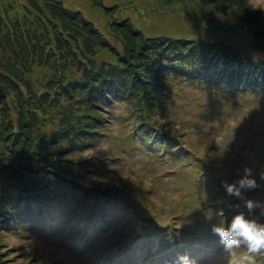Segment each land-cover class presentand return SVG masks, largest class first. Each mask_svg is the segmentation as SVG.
<instances>
[{
	"label": "trees",
	"instance_id": "obj_1",
	"mask_svg": "<svg viewBox=\"0 0 264 264\" xmlns=\"http://www.w3.org/2000/svg\"><path fill=\"white\" fill-rule=\"evenodd\" d=\"M9 1L12 2L3 0L4 6L0 8V103L1 109L4 110H0V144L8 143L10 154L22 155L21 152L26 151L32 163H37L36 166L42 165L35 168L30 162L16 163L15 172L30 174L41 169V172L49 174L52 181H58L60 184L54 189L57 195L50 193L48 197V193L42 190L36 192L33 199L22 200L10 210H5L4 206L8 205V202L3 200L4 194L0 193V264H14L10 252L4 251L8 247L6 239L10 238L12 232L26 228L31 230V235L41 236L43 233L38 231L42 230L54 234L57 228H52L59 227L62 223L67 226L66 234L62 238L57 237L52 244L61 241L64 245L69 243L82 251L86 250L83 255L85 263L82 264H174L176 257L181 253H187L193 259L199 255L208 258L216 254L222 243L211 229L212 225L220 223L221 216L225 215L217 209L228 208L226 217H232L229 214V202L222 200L225 206L218 205L219 202L215 199L218 195L229 194L224 185L215 187L212 184L213 179L216 184V180L221 178L218 175V167L213 162H207L208 156L205 154L190 157L189 152L192 149L179 146L173 150L170 141L175 137L179 139L185 132L181 129L177 133L169 132L170 129L165 128L167 124L156 116L175 104L174 96L170 98L167 94L172 91V85L175 83H182L180 89L183 92L188 90V95L194 98H201L204 94L210 96L215 91L219 96L230 91H241L242 95L252 93L259 99L256 103L264 104V14L255 11L248 0L189 1L191 7L193 4L200 6V12L223 11L226 13L224 17L232 13L238 17V23L244 30L255 31L257 37H254V42L248 44L252 50H246L248 46H236L232 51L226 47L219 49V46L211 43L213 40L207 38L206 34H203V46H199L196 40L188 38L174 40L170 36L154 37L155 34L145 33L142 28H134L127 22H114L111 26L113 33L105 34L91 26L94 17L66 7L60 0H15L13 4ZM91 1L96 7L100 4L99 0ZM128 5L135 9L134 3ZM17 7L19 11L16 10ZM203 8L205 10H202ZM176 9L180 11L179 8ZM184 13L189 14V17L194 14L190 8H186ZM195 13L196 17L198 13ZM197 18L201 19L200 16ZM183 21L184 19L180 20L179 27L183 31L188 30L185 29ZM22 25L31 32L24 34L26 38L20 39L23 35ZM192 25V31L197 33L203 29L209 30L201 24ZM34 30H38L40 34ZM31 42L33 44L29 46ZM154 43L157 52H150ZM128 74L133 85L136 82L144 84L143 91L153 96L146 97L141 107L135 108L133 113L137 115L134 119H129L131 128L123 138L129 139L133 149H145V145L154 143L155 152L169 151L176 155H187V164L180 161V169L194 168L193 178L195 173L199 172L196 175L198 182L207 183L208 199L212 202L214 200L211 210L208 201L200 199L203 195L199 193L201 210L197 209L200 216L197 219V229L202 230L203 236L191 234L189 229L196 226L192 227L186 222L181 224L184 225L182 229H174L170 224L174 216L160 222L145 216L144 212H137L136 209L134 212L127 206L128 212L124 213V220L118 226L119 234L103 239L101 244L96 245L93 230L105 228L112 220H100L96 211L110 203L112 208L115 200L125 201L127 205L132 203L133 192L130 191L126 195L127 188L108 190L100 185L85 187L78 183L80 178L86 176V172L89 173L88 166L93 165V161L78 159L76 156H82L84 150L94 144V139L100 137V131L106 127V118L103 119L101 114H93L92 109L85 112L87 108H76L74 105L93 101L94 107H102V104H106V99L110 101L111 92L115 90L110 88L102 97L92 93V86L105 79L114 86L121 82L127 87ZM52 90H56L55 94ZM155 90L161 94H154ZM86 98L91 100L84 101ZM54 99L64 107L71 105L74 113L67 114L66 109H63L65 113L57 112L62 117L56 118L51 125L54 127L48 130L47 123L52 112L47 105L48 102L53 103ZM256 103L253 109L257 108ZM170 104V107H166ZM38 108L49 111L42 114ZM84 114V121H91H83L80 127L78 124L83 131H78L75 129L78 127L74 126L72 131L62 130L68 123H80ZM34 118L39 124L34 125ZM21 123L24 124L22 127ZM38 133L40 134L35 136ZM44 136L46 140L51 137V147L65 146L62 151L64 157L56 155L57 159H53L35 152L32 144L35 141L37 144ZM38 151L43 152L42 149ZM100 160L98 162L101 167V163L105 161ZM232 169L233 166L228 171L227 178L232 175ZM228 180L229 178L227 182ZM193 182L196 186L195 180ZM66 185L76 187L80 194L77 199L80 202L69 204L65 202L69 196H59L62 194L60 188L68 189ZM92 195L93 202L88 208L85 203L89 202ZM237 211H240V208L235 206V212ZM178 214L182 216L184 211ZM93 215H96L94 220ZM212 242L216 245L215 249L210 247ZM229 261L228 257L221 260L216 258L213 264H229ZM260 261H264V257H257L256 263ZM47 263L52 264L50 261ZM18 264L32 262L25 260Z\"/></svg>",
	"mask_w": 264,
	"mask_h": 264
},
{
	"label": "rangeland",
	"instance_id": "obj_2",
	"mask_svg": "<svg viewBox=\"0 0 264 264\" xmlns=\"http://www.w3.org/2000/svg\"><path fill=\"white\" fill-rule=\"evenodd\" d=\"M60 1L68 8L79 10L84 15L88 13L94 17L91 26H94L105 34L113 33L111 26L114 22H127L134 28H142L145 33L155 34L154 37L170 36L174 40L188 38L196 40L199 46H203L205 40L203 34H206L207 38L213 40L211 43L219 46V49L226 47L232 51L235 50L236 46L240 48L248 46V44L254 42V37H257L254 30H251V32H249L250 30H244V27L238 23V17L232 13H229L228 17H224L226 13H223V11L216 12L212 10L214 13L211 11L200 12L198 10H201V7L194 4L191 7L190 0H99L100 4H97V7L94 6L96 4H93L91 0ZM95 1L98 2V0ZM13 3H15V0L10 2V4ZM128 3H134L136 5L135 9L130 7ZM248 3H250L249 5L255 11H260L264 14V0H248ZM3 6V0H0V8L2 9ZM176 8H179L180 11ZM186 8H190L194 14L197 12L196 17L194 14L189 17V14L184 13ZM16 10L19 11V7ZM202 10H205V8ZM198 16L201 19H198ZM182 19H184L185 29L188 30L183 31L179 27L180 20ZM192 24H201L209 30L203 29L199 33L194 32L191 29ZM24 26L27 27L26 24ZM24 26L22 27L23 35L20 39L25 37L24 34L31 32H28V29ZM76 30L79 31V29ZM34 31L40 34L38 30ZM198 34L201 36H198ZM32 44L33 42L29 46ZM155 47L156 44L154 43L150 52H157ZM249 48L250 50L253 49L248 46L246 50H249ZM128 77L129 84L127 87H124L121 82L114 86L105 79L97 85L92 86V93L99 94L102 97L106 92L110 91V88L115 90V92H111L110 101L106 99V104H102V107H94L92 105L93 101L88 103L86 100H91L90 98H86L84 100L86 103H83V105H74L76 108H81L82 106L87 108L85 112L92 109L91 112L93 114H101L103 119L106 118V127L100 131L102 136H97L93 141L94 144L84 150L82 156H76L78 159H90L93 161V165H97H89V173L86 172V176L80 178L78 183L85 187L100 185L102 188L108 190L127 188L125 190L126 195L130 191L131 193L133 192L131 194L132 203L127 205L125 201L115 200L112 208H110V203L107 206L110 209L101 206L96 211L100 220L112 218L105 228H95L93 230L92 235L96 236V245L101 244L103 239L113 238L116 234H119L118 226L124 220V213L128 212L127 206L130 209L132 208V211L136 209L137 212H144L145 216L158 219L160 222H164L170 216H174L173 221L170 222L174 229H182L184 225L181 226V224L186 222L192 227L196 226L189 229L191 234L203 236L202 230L197 229V219L200 218L197 214V209L201 210L199 208V193L203 195L200 196V199L204 198L208 201L207 204H210L209 209L211 210L214 200L212 202L208 199L207 183L201 184L198 182L196 175L199 172L195 173V177L193 178L194 168L183 167L180 169L178 164L180 161H184L182 163L187 164L185 162L188 160L187 155H176V153L169 151L166 153H161V151L155 152L154 147L156 145L154 143L150 144V146L145 145V149H133L129 144V139L123 138L126 131H129L131 128L129 119H134L137 115V113H133L135 108H140L141 103L146 100V97H151L152 95H147L143 91V88H145L144 84L135 81L136 84L133 85V81L132 83L130 82V74H128ZM180 87H182V83L172 85V91L167 94L170 95V98L174 96L173 100H175V104L173 106L171 104L167 105L166 107H171H164L166 109L163 108L162 113L156 116L163 123L167 124L165 128H169V132L177 133L180 129L185 132L179 139L175 137L173 141H170L173 146L172 149L174 150L179 146L185 149H192L189 154L193 158L204 154L208 156L206 161L213 162L218 167V175L221 176L219 181L216 180V184L215 179H213L212 184L215 187H222L228 178V182L239 179L244 175L246 167L252 169V175L256 177L258 183L255 189L245 190L241 197L230 194L215 197L219 202L218 205L223 204L225 206L222 200L229 202L231 206L229 209L230 215L236 213L235 206L236 208L239 207L240 211H247L245 202L249 199L264 202V176H262L264 174V104L256 103L259 99L249 92L242 95L241 91L233 93L230 91V93L219 96L215 94V91L210 96L204 94L201 98H194L188 95V90L183 92ZM161 89L165 93L164 89ZM55 92L52 90V93L55 94ZM153 93L157 95L161 94L158 90H155ZM94 98H96L95 95ZM254 103L257 105L256 109H253ZM31 108L34 109L33 107ZM47 108L52 112L51 118L47 123L48 130L54 127L51 125L56 118L62 117L57 112H63V109H66L67 114L73 115L74 113L71 105L68 104L64 107L63 104L58 103V101L56 102V99H54L53 103L48 102ZM0 110L4 111L1 109V103ZM38 110L42 114L49 111L45 108H38ZM131 115L132 117H130ZM44 116L47 115L44 114ZM85 119L86 114L83 115L80 123H68V125H64L62 130L64 132L72 131L74 130L72 126L78 127L79 124L80 127ZM33 121L35 122L34 125L39 124L36 118ZM90 121L91 119L83 123ZM23 125L21 123V127ZM79 127L75 129L80 132L83 131ZM45 136L37 144L36 141L32 144L35 152L48 155L53 159H57L56 155L64 157L62 151L65 146H59L58 148L51 147V137L46 140ZM36 139L38 140L39 137ZM180 142H183V144ZM7 146L8 143L0 144V193L4 194L3 200L8 202V205L4 206L5 210H10L16 204L21 203L22 200L33 199L34 194L42 190L48 193V197L50 193L57 195L54 189L60 183L52 181L47 172L43 171L46 175L41 172V169L33 172L34 174L15 172L16 163H32V161L28 152L23 151L21 152L22 155L19 153L18 155H15V153L10 154L8 150L9 146ZM39 149H42L43 152H39ZM100 159L105 161V163H101V167L99 166ZM198 160H200V157ZM32 165L36 166L37 163H32ZM41 166L39 164L35 168ZM231 166H233L232 175L227 178V173ZM194 180L196 186H199L198 188L195 186ZM46 185L48 186L46 187ZM50 186H53V188ZM66 187L68 189L60 188L62 194L59 196H69L65 201L69 204H73L75 201L80 202L77 199L80 194L79 191H76V187L74 185H66ZM93 198L94 195H92L89 202L85 203V206L90 208ZM217 210L221 214L225 213V215L221 216L222 218L219 222L228 219L226 217L228 208L226 210L220 208ZM182 211H184V214L179 216L178 212ZM249 214L264 220V213H262L260 208L254 209ZM95 216L93 215V220ZM54 228H57L54 234L45 230L38 231L43 233L41 236L31 235V230L26 228L20 229L19 232H12L10 238L6 239L8 247L4 251L5 253L10 252V257L14 264L25 260L32 262V264H48V261L52 264L85 263L83 255L86 250L82 251L76 245L69 243L64 245V242L61 241L57 244H52V241L56 240L57 237L62 238L66 234L65 230L67 226L62 223L59 227H53L52 229ZM195 235L194 238H196ZM90 244H88V247ZM210 247L215 249V243H210ZM239 251L241 250H236L237 253ZM226 257L230 259L231 254L222 244L213 256L204 258L199 255L194 260L197 264H213L216 258L221 260ZM263 262L260 261L256 264H264Z\"/></svg>",
	"mask_w": 264,
	"mask_h": 264
},
{
	"label": "clouds",
	"instance_id": "obj_3",
	"mask_svg": "<svg viewBox=\"0 0 264 264\" xmlns=\"http://www.w3.org/2000/svg\"><path fill=\"white\" fill-rule=\"evenodd\" d=\"M264 176V174H262ZM257 179L252 175V169L246 167L244 175L232 182H224L227 193L241 197L245 190L255 189ZM247 211H237L228 220L212 225L215 233L225 249L231 254L229 264H256L257 257L264 256V220L250 215L254 209L260 208L264 213V202H245ZM240 249L238 253L236 250ZM174 264H197L187 253L176 257Z\"/></svg>",
	"mask_w": 264,
	"mask_h": 264
}]
</instances>
